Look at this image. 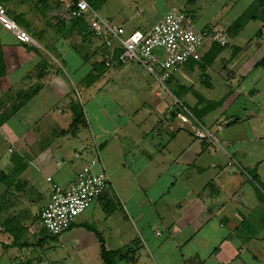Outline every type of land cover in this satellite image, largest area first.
Returning a JSON list of instances; mask_svg holds the SVG:
<instances>
[{
  "label": "crops",
  "instance_id": "obj_1",
  "mask_svg": "<svg viewBox=\"0 0 264 264\" xmlns=\"http://www.w3.org/2000/svg\"><path fill=\"white\" fill-rule=\"evenodd\" d=\"M48 3L68 16L52 39L28 32L34 42L24 44L0 29V114L12 110L0 118V264H104L101 241L117 253L113 264H264V0L90 6L125 32L178 8L197 29L229 35L227 47L203 41L200 59L166 86L152 77L163 86L144 104L114 84L124 75L138 85L130 69L139 65L104 67L86 53L97 41L73 25L67 0ZM46 45L57 54L32 49ZM37 64L42 85L20 103ZM180 115L189 122L178 125ZM85 165L106 172L107 185L53 235L39 221L51 183L66 187Z\"/></svg>",
  "mask_w": 264,
  "mask_h": 264
},
{
  "label": "built area",
  "instance_id": "obj_2",
  "mask_svg": "<svg viewBox=\"0 0 264 264\" xmlns=\"http://www.w3.org/2000/svg\"><path fill=\"white\" fill-rule=\"evenodd\" d=\"M7 1L0 0V25L10 31L17 41L33 44L32 36L7 14ZM66 10L72 18L87 17L90 31L98 44L99 62L104 67L134 62L160 84H164L187 61L199 60L203 41L221 47L231 45L225 30L197 29L192 16L178 8L168 9L147 30L135 29L130 32L105 20L86 0H67ZM186 122H189L187 116L178 117V125ZM195 133L200 137L210 135L204 129H196ZM107 182L106 172H94L89 165H85L66 187L51 183L48 201L39 214L41 225L53 235L66 230L103 192Z\"/></svg>",
  "mask_w": 264,
  "mask_h": 264
},
{
  "label": "rangeland",
  "instance_id": "obj_3",
  "mask_svg": "<svg viewBox=\"0 0 264 264\" xmlns=\"http://www.w3.org/2000/svg\"><path fill=\"white\" fill-rule=\"evenodd\" d=\"M90 1L93 2L95 6H97L102 0H90ZM5 5H6V9L9 10V13L12 16V18L15 19L17 23H19V25L25 28L27 32L31 33L32 36L35 37L37 41L39 40V42H41L40 38L44 36V33L48 39H52L54 37V35L56 34L54 32V27L56 22L60 23L62 19H65L66 21L68 20L67 14L63 10L57 8V6L52 3L43 5L41 3L40 4L34 3L31 0H8ZM2 28L3 27L0 25V29ZM44 48H46V52L43 51L44 49L38 47H32V49H35L37 53H39L40 55H47L48 53L57 54L56 51H54L51 47L47 45ZM91 48L93 49L91 50ZM91 48L87 47L86 53H90V55H93L95 57L100 55L98 51L99 49L97 48L96 45H92ZM132 67L130 71L140 72L144 80L142 78L137 77L135 79V82H137L138 85H132L127 81L129 85L127 84L126 86L121 84V81L126 82L124 75L123 76L120 75L114 79V84H116V87L118 88L117 91L120 93L119 96H125V95L130 97L132 96V97H136L139 103L141 104L147 103L149 101L148 92L149 93L151 92L152 87L153 86L161 87L163 85L153 84V82L156 80L153 79L152 76L144 68H141L142 67L141 65L137 67L133 65ZM37 69H39V64H37V66L33 70L34 72L32 73V76L37 73L36 72ZM130 75L132 76L130 80H132L133 75L132 74ZM27 80L28 79H23L21 81L22 85H25L24 82H26ZM39 82H41V78L39 79L36 78V80L34 79V81L33 79L29 80L26 84L34 85V84H38ZM164 85L166 86L167 83L165 82ZM126 88H128L129 90H125ZM128 91L129 94H125V92ZM161 91L162 93L166 92V90L164 89H162ZM9 110H11V108ZM8 111H2V113L4 112L7 113Z\"/></svg>",
  "mask_w": 264,
  "mask_h": 264
},
{
  "label": "trees",
  "instance_id": "obj_4",
  "mask_svg": "<svg viewBox=\"0 0 264 264\" xmlns=\"http://www.w3.org/2000/svg\"><path fill=\"white\" fill-rule=\"evenodd\" d=\"M87 1V0H86ZM89 2H87L88 4H90V6L92 8H96V6L93 4V2H91L90 0H88ZM41 3V4H45L47 5V0H39L37 1L36 3ZM7 14L12 18V16L10 15L9 13V10L7 9ZM13 19V18H12ZM16 23L17 21L15 19H13ZM19 24V23H17ZM73 25L75 27L78 28V30L83 33V37L84 36H87L86 38H90V36L92 35V32L90 31V28L85 20V17H78V18H74L73 19ZM21 26V25H20ZM93 37V35H92ZM2 52L0 50V74L3 73V71L5 70V67L3 65V57H2ZM41 67V68H40ZM39 69H37V73H36V78L39 79V78H42L43 75H44V66H40ZM42 85V82H39L38 84H34V85H31L29 86V89H27L26 91H17L16 92V96L17 98L19 99L18 101L21 103V102H24L25 100L31 98L34 94H36V92L39 90V88L41 87ZM18 105L14 106L13 108H16ZM12 108V109H13ZM12 110H9L7 113L4 112V113H1L0 114V118H5L7 115H9V113L11 112ZM116 252L114 251H109L107 249H105L102 241H101V247H100V256L104 262V264H113V259L114 257L116 256Z\"/></svg>",
  "mask_w": 264,
  "mask_h": 264
}]
</instances>
